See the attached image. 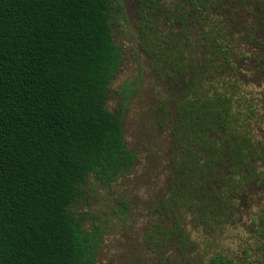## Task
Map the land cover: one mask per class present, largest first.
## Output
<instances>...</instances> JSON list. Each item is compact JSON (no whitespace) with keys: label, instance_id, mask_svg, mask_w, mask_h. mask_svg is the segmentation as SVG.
Returning a JSON list of instances; mask_svg holds the SVG:
<instances>
[{"label":"trees","instance_id":"obj_1","mask_svg":"<svg viewBox=\"0 0 264 264\" xmlns=\"http://www.w3.org/2000/svg\"><path fill=\"white\" fill-rule=\"evenodd\" d=\"M167 1L137 0L172 140L144 241L155 264H262L252 246L238 257L213 245L255 198L249 222L264 251V0ZM122 13L120 0H0V264H97L107 225L87 227L75 209L138 159L123 134L137 82L107 107ZM127 212L124 200L113 209Z\"/></svg>","mask_w":264,"mask_h":264},{"label":"rangeland","instance_id":"obj_2","mask_svg":"<svg viewBox=\"0 0 264 264\" xmlns=\"http://www.w3.org/2000/svg\"><path fill=\"white\" fill-rule=\"evenodd\" d=\"M174 1L168 0L167 4ZM120 2L123 13L116 16L113 40L120 47L123 58L119 73L109 86L107 107L110 111L116 110L120 86L125 82H137L136 92L124 115L123 134L125 143L137 153L138 159L132 172L110 188L94 184L95 190L87 193L75 212L85 218L87 227L100 222L107 225L104 242L97 253V264H155L144 238L155 220V209L167 194L172 173L169 124L161 120L159 109V102L165 101L167 94L140 48L137 0ZM120 200L128 206L125 221L113 213ZM253 202V208L244 209L236 226L228 228L213 246L238 257L252 246L250 255L264 264V251L256 248L259 245L257 228L249 222L250 212L257 211L262 202L255 198ZM186 228L193 239L202 241L197 228L189 223Z\"/></svg>","mask_w":264,"mask_h":264}]
</instances>
